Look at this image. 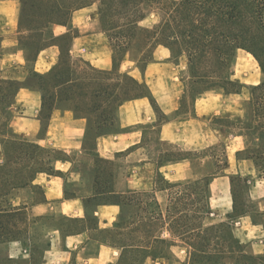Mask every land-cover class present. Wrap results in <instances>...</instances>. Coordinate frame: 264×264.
<instances>
[{
  "label": "crops",
  "instance_id": "obj_1",
  "mask_svg": "<svg viewBox=\"0 0 264 264\" xmlns=\"http://www.w3.org/2000/svg\"><path fill=\"white\" fill-rule=\"evenodd\" d=\"M20 13V0H0V80L17 84L4 118L9 119L17 139L57 150L63 157L52 161L51 172L33 171L29 183L9 197L14 209L26 212L23 237L7 243L11 257L29 264H121L123 249L112 241L120 206L104 200L88 202L93 195L87 170L93 173L96 157L112 161L111 166L118 168L116 159L124 154L130 164L121 171L123 167L115 169L116 174L112 169L111 183L118 193L155 192L162 203L168 192L156 190L158 173L173 183L209 179L205 225L230 226L250 252L264 255V176L254 160L242 153L245 142L235 125L246 118L248 90L263 78L251 53L239 49L233 62V79L243 85L240 92L205 90L188 106L183 79L187 59L176 62L168 47L158 45L153 60L141 70L127 55L119 71L145 82L151 97L123 102L116 113L118 130L98 136L92 147H87L88 119L73 109L55 107L48 119L42 120V93L32 84L31 76L48 73L59 61L60 48L51 43L28 60L20 45L21 35L27 32L20 27ZM152 14L149 12L140 24L153 27L158 23V13L156 20L146 23ZM66 34L72 36L70 55L74 62L102 71L113 69V47L102 28L97 4L75 10L67 25L51 24L45 38ZM2 105L0 102V120L4 116ZM162 118L165 120L160 122ZM147 127L157 128L160 142L168 146L158 156L145 144ZM219 146L222 155L211 153ZM167 154L180 159L160 164ZM7 164L0 138V169ZM159 234L168 240L166 251L146 256L143 264H170L172 260L189 264L190 244L176 239L168 227Z\"/></svg>",
  "mask_w": 264,
  "mask_h": 264
},
{
  "label": "trees",
  "instance_id": "obj_2",
  "mask_svg": "<svg viewBox=\"0 0 264 264\" xmlns=\"http://www.w3.org/2000/svg\"><path fill=\"white\" fill-rule=\"evenodd\" d=\"M20 3V27L27 31L21 35L20 45L28 60L32 61L51 43L60 48L59 61L48 73L35 72L31 76L32 84L42 93V120H47L55 107L73 109L88 119L87 147H92L98 136L118 130L116 113L123 102L151 97L145 82L119 71L127 55L141 70L153 60L158 45L168 47L176 62L185 55L188 71L183 79L186 92L194 100L210 89L240 92L243 85L233 79V62L239 49L251 53L262 69L263 78L250 88L246 118L235 125L244 138L242 153L254 160L264 176V0H20ZM93 4L98 5L102 28L113 47L114 65L112 70L102 71L87 64L92 72L80 75L74 70L70 55L72 36L47 40L45 33L51 24L67 25L75 10ZM152 10L159 15L158 23L153 27L142 26L140 22ZM16 88V82L0 80V102L7 107L6 112ZM108 96L116 98L115 118L108 111ZM152 103L158 109L153 99ZM8 120L0 124V138L8 158V164L0 169V246L21 239L24 234L26 212L14 209L9 197L29 183L33 171L51 172L52 161L63 157L57 150L17 139ZM172 155L162 157L160 164L180 159ZM95 162L94 184L90 189L93 196L88 202L104 200L120 206L112 241L123 249L121 264H143L146 256L166 251L168 240L155 233L156 228L164 226L176 239L192 247L189 264H264V255L250 252L230 226L205 225L203 213L209 210V179L173 183L158 173L156 190L170 191L171 204L163 208L154 192L151 199L156 208L151 210V202L143 197L135 200L137 192L118 193L112 180L107 182L108 173L113 175L112 161L96 157ZM202 181L205 183L200 190L198 185ZM129 206L135 208V221L127 216ZM141 244L149 245L141 248ZM7 261L29 264L10 255Z\"/></svg>",
  "mask_w": 264,
  "mask_h": 264
},
{
  "label": "rangeland",
  "instance_id": "obj_3",
  "mask_svg": "<svg viewBox=\"0 0 264 264\" xmlns=\"http://www.w3.org/2000/svg\"><path fill=\"white\" fill-rule=\"evenodd\" d=\"M152 12H153V14L150 16L149 19H147L146 23L152 22V21H154V20L157 19L158 16L155 13V11L152 10ZM160 12H162V10H160ZM244 55H246L245 52H244ZM247 56H248L247 58L249 60H253L250 55H247ZM180 59L181 60H186L187 58L184 55V56H181ZM73 65H74L73 66L74 70L77 71L80 75L81 74L82 75H85V74H88V73H91L92 72V69L90 68V66H88L86 63H84L82 61H76V62H74ZM185 77H186V75H185ZM248 91H250V90H248ZM106 99H107V103H108V111L114 117L115 116V107H116L115 106L116 98H113L112 96H108V97H106ZM191 100H192L191 94L189 93V91H187L186 92V97H185V104H186V106H188V102H190ZM1 109H2V113H3L4 116L1 118L0 124H5V118L4 117L6 116L7 107L5 105L4 106L2 105L1 106ZM160 117H162V116L160 115ZM145 129H146V132H147L146 133V138L144 139L145 144H147L150 147L153 156H155V155L158 156L159 152L162 151L163 149H165L166 147L168 148V146H166V145L162 144V142H160L159 137H158L157 128L147 127ZM213 152H217L219 155H222V146H219L216 149H214L213 151H211V153H213ZM42 156H46V154L45 153H42ZM116 164H118V168L119 167H123L121 169L119 168V171H121L128 164H130V162L127 161V157L124 154V155H121L118 159H116ZM118 168L117 167H114V166L112 167V169L114 170V173H115V169H118ZM87 172H88V177H89V179H88L89 180L88 181V183H89L88 188L91 189L93 187V184H94L95 173H94V171H93V173H91L88 170H87ZM113 179H114L113 178V175L110 176L109 173H108V175L106 176L107 182H110L111 180L113 181ZM190 181H195V180H190ZM204 183L205 182L202 181V183H200L198 185V186H200V190H201V187L202 188L204 187ZM174 190L175 189H172L171 191L173 192ZM168 193H170V191ZM135 195H136V199L135 200H137L138 198H142L143 197L144 201L151 202L152 203L151 210H152V208H156L155 207V204H153V201L151 199V193H136ZM200 196L202 197V193H201ZM170 200H171V196L168 194V196L166 197V199L164 201H162V203H161L162 207L165 208L167 206V204H171L170 203L171 202ZM173 202H174V200H173ZM0 204H2V203H0ZM133 214L135 215V208H133L132 206L131 207L129 206V208L127 210V216L129 217V220H131V221H135L136 220V218H134V215ZM203 215H204V219H205L206 213L205 214L203 213ZM196 222H198V221H196ZM161 226H162V224H161ZM164 227H166V226H164ZM161 230H162V228L161 227H158V228H156L155 233H160ZM178 240H180V239H178ZM43 244H44V242H43ZM8 255H10V252L8 250V246L5 245V243H2V245L0 246V264H24V263H22L20 261H17V262H10L9 261L8 262L7 261V256ZM170 264H176V263L174 262V260H172L170 262Z\"/></svg>",
  "mask_w": 264,
  "mask_h": 264
}]
</instances>
